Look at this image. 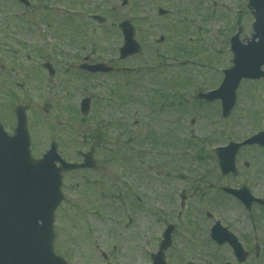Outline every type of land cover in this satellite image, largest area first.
I'll return each mask as SVG.
<instances>
[{"label": "rangeland", "instance_id": "1", "mask_svg": "<svg viewBox=\"0 0 264 264\" xmlns=\"http://www.w3.org/2000/svg\"><path fill=\"white\" fill-rule=\"evenodd\" d=\"M30 1L32 5L26 9L15 0H0V120L5 129L13 134L15 108L23 105L37 159L56 141L63 158L78 161V153L91 147L80 137L100 120L132 135L139 144L134 149L146 153L140 177L133 171L135 166H127L122 152L113 158L102 150L95 155L97 171L75 174L71 176L75 179L65 181L67 199L56 220L58 252L68 245L74 264H106L101 253L114 252L118 256L113 264H150L144 251L156 253L166 222L177 219L182 237L167 253L170 263L234 262L232 251L217 249L210 237L211 227L220 221L239 235L258 225L263 234L264 264V209L255 207L251 218L239 200L221 192L223 186H246L264 198V150L241 149L238 176L223 179L215 157L217 146L231 140L242 142L264 129V80L241 84L238 103L228 118L221 117L220 102L198 105L196 100L198 88L203 92L217 88L224 77L221 71L232 65L230 37L239 28L241 39L250 37L254 18L248 1L128 0L126 6L122 0ZM160 8L169 13L160 16ZM94 14L107 21L98 23L91 19ZM124 20L135 26L142 53L119 62L124 39L118 25ZM160 37L164 41L158 43ZM179 47L187 53H179ZM85 59L91 64L139 68L140 72L130 77L92 75L79 69ZM45 62L55 66V77L43 68ZM162 65L166 78L187 87L190 108L185 112H163L150 101L157 88L162 90L151 70ZM129 78L135 85H128ZM119 95L132 99L119 100ZM85 97L92 98V111L88 121L82 122L80 103ZM167 131L183 147L177 158H168L163 144L153 145ZM150 135L152 141L147 140ZM186 142L197 143V147L185 148ZM198 152L207 156L206 162L197 159ZM168 156L176 157L174 150ZM111 178L132 184L134 198L114 205L103 200L101 194L110 189ZM76 184L81 186L72 190ZM182 191L188 197L183 210ZM165 202L168 219L163 215ZM104 206L108 209L102 211ZM246 247L253 249L254 243ZM95 254H99L97 259ZM258 263L252 256L247 264Z\"/></svg>", "mask_w": 264, "mask_h": 264}, {"label": "water", "instance_id": "2", "mask_svg": "<svg viewBox=\"0 0 264 264\" xmlns=\"http://www.w3.org/2000/svg\"><path fill=\"white\" fill-rule=\"evenodd\" d=\"M249 1V8L256 18L252 38L241 42L238 34L232 39L234 66L226 71L224 84L218 91L200 94V98L209 101L222 99L225 115L236 104V90L243 78H264V0ZM123 2L126 5L128 1ZM159 13L167 14L162 9ZM94 19L99 23L106 21L100 16H95ZM120 28L125 37V44L120 50L121 59L124 60L140 53L141 47L135 40V29L129 21L123 22ZM45 66L51 75L55 74L51 65ZM81 68L91 73H109L114 70L105 64L83 65ZM90 110L91 99L86 98L81 103V111L83 115H88ZM17 116L18 126L13 137L5 132L0 123V264H67L54 253L53 248L55 211L64 200L61 173L95 168L93 151L84 155V164H69L60 158L57 144L53 143L42 160H34L30 150L27 115L23 107L17 108ZM244 144L264 146V132ZM241 146L231 143L229 147L217 150L224 174L237 173L235 161ZM56 162H61L62 167L57 168ZM224 190L242 199L251 210L255 199L247 188ZM257 201L264 204L262 200ZM173 229V226L169 228L160 251L153 256L154 264H166L165 251L171 245ZM213 238L219 244H230L240 263L247 261L249 254L238 239L220 223L213 229Z\"/></svg>", "mask_w": 264, "mask_h": 264}, {"label": "flooded vegetation", "instance_id": "3", "mask_svg": "<svg viewBox=\"0 0 264 264\" xmlns=\"http://www.w3.org/2000/svg\"><path fill=\"white\" fill-rule=\"evenodd\" d=\"M165 176L168 177L167 174ZM77 187H79L78 184L72 185L70 188L72 190H75ZM174 201H176V199ZM166 202H165V206H164L165 212H163V215L168 219L169 217L167 215ZM172 205H173V203H172ZM100 209H102V207ZM174 214H176L175 211L172 212V215H174ZM182 215H183V213L181 211L178 212V218L179 219L182 218ZM170 221L175 223V230H174V233H173V245H172V248H171V249H173L176 246L179 237H182V235L180 233V221L177 220V219L170 220ZM247 232H248V235L246 236ZM239 238L242 240V242L244 244H248L249 242H252L253 239L254 240H258V239L262 240L263 239L262 229L260 227H258V226H256V227H248L246 229V231H245V234L244 235L240 234ZM67 246L68 245L64 244V246H63L64 252L63 253H64V255L67 256V259L70 260V256L69 255H71V251L68 249ZM149 252H150V250H148V253H146V251H144V253L148 255V259L150 260L151 259V252L150 253ZM98 255L99 254H95L94 258L97 259ZM117 256L118 255L115 252L114 253H107V254L106 253H101V259H103L106 262V264H113L114 258H116ZM258 260L260 261V259H258Z\"/></svg>", "mask_w": 264, "mask_h": 264}, {"label": "trees", "instance_id": "4", "mask_svg": "<svg viewBox=\"0 0 264 264\" xmlns=\"http://www.w3.org/2000/svg\"><path fill=\"white\" fill-rule=\"evenodd\" d=\"M158 92H165V94L167 93L166 91H162V90H158ZM90 136H91V140H94V141H99L100 139L102 138H107V135L102 131V130H98L96 132L92 131V133H90Z\"/></svg>", "mask_w": 264, "mask_h": 264}]
</instances>
